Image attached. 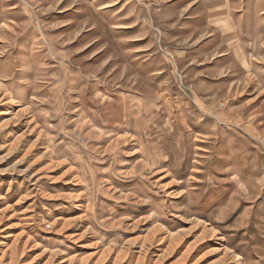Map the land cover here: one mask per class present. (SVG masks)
<instances>
[{
	"label": "rangeland",
	"instance_id": "obj_1",
	"mask_svg": "<svg viewBox=\"0 0 264 264\" xmlns=\"http://www.w3.org/2000/svg\"><path fill=\"white\" fill-rule=\"evenodd\" d=\"M0 264H264V0H0Z\"/></svg>",
	"mask_w": 264,
	"mask_h": 264
}]
</instances>
